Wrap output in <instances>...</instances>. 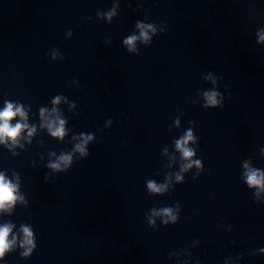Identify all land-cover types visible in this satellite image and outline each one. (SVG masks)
Returning <instances> with one entry per match:
<instances>
[{"label": "clouds", "instance_id": "1", "mask_svg": "<svg viewBox=\"0 0 264 264\" xmlns=\"http://www.w3.org/2000/svg\"><path fill=\"white\" fill-rule=\"evenodd\" d=\"M137 27L141 29L140 36L137 37L135 35L128 37L125 39L124 43L129 46V50L134 49L135 42L137 39H142L143 41L147 42L150 40V36L148 35V31L144 29L147 28L148 30L155 31L151 24L144 25L142 23H137ZM259 40L264 42V34H260ZM204 97L206 100L205 107H212V108H223V97L218 91H208L204 93ZM218 97H220L218 99ZM59 97L53 101V103H58ZM55 111V109H54ZM44 109H41V115H43ZM20 116L22 119H26V114L23 111L22 107L14 105L12 102H6L5 107L2 111H0V143H6L8 140L13 142L20 136V133L28 128L26 123H16L14 126L12 125L11 121L16 117ZM64 121L59 120V126L55 127L53 122L48 123V128L51 132V135L54 137H63L64 135V128H63ZM54 129V130H53ZM32 134V130L29 131V135ZM91 139V137H87L84 139V142L81 144L76 145V150L81 153V155H87L86 149L84 144L87 143V140ZM194 139L191 130H189L186 135L181 138L180 140L176 141V148L182 153L183 158L190 160V158L195 154L194 151L188 148L186 145L189 141ZM72 161L71 154H62L59 158L58 162H50L49 167L53 170L63 171L64 169L61 168V164L65 167L69 166ZM192 163H195L199 166V161L191 162L184 166L185 169L192 166ZM247 168V165H245ZM182 177L177 175V180H181ZM247 184L249 187H256L260 190H264V173H261L258 170H251L249 169L246 173ZM17 185L13 184L11 180L6 179L5 175L0 173V211L9 209L11 205L15 203L18 199L17 193ZM148 188L154 192H160L161 188L157 187L154 182H148ZM22 199V197H19ZM171 208H163L160 214L164 216H169L170 219L175 222L177 217L173 216ZM150 223H153L150 221ZM167 223V221H165ZM12 226L9 224H5L3 227H0V256H3L4 252L11 248L12 244L15 242L13 239L9 241L8 237L11 232ZM22 231L24 233V241L21 245L22 247L25 245H33L32 240V232L28 227H22ZM31 251L29 248L23 255H28Z\"/></svg>", "mask_w": 264, "mask_h": 264}]
</instances>
